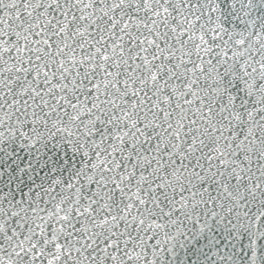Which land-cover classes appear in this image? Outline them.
I'll return each instance as SVG.
<instances>
[{"label":"snow or ice","instance_id":"6c2138e0","mask_svg":"<svg viewBox=\"0 0 264 264\" xmlns=\"http://www.w3.org/2000/svg\"><path fill=\"white\" fill-rule=\"evenodd\" d=\"M0 264H264V0H0Z\"/></svg>","mask_w":264,"mask_h":264}]
</instances>
